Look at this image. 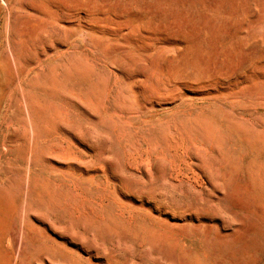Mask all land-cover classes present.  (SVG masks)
<instances>
[{
    "label": "rangeland",
    "instance_id": "1",
    "mask_svg": "<svg viewBox=\"0 0 264 264\" xmlns=\"http://www.w3.org/2000/svg\"><path fill=\"white\" fill-rule=\"evenodd\" d=\"M0 264H264V0H0Z\"/></svg>",
    "mask_w": 264,
    "mask_h": 264
}]
</instances>
